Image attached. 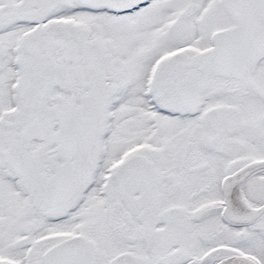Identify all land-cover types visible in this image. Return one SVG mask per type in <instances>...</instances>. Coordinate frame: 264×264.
Instances as JSON below:
<instances>
[{"label":"snow or ice","instance_id":"snow-or-ice-1","mask_svg":"<svg viewBox=\"0 0 264 264\" xmlns=\"http://www.w3.org/2000/svg\"><path fill=\"white\" fill-rule=\"evenodd\" d=\"M0 264H264V0H0Z\"/></svg>","mask_w":264,"mask_h":264}]
</instances>
